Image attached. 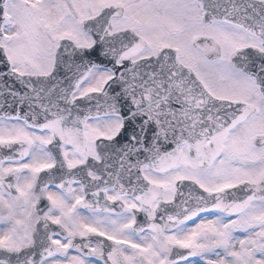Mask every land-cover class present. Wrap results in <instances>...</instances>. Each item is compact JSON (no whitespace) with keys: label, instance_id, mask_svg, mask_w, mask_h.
I'll return each instance as SVG.
<instances>
[{"label":"snow or ice","instance_id":"obj_1","mask_svg":"<svg viewBox=\"0 0 264 264\" xmlns=\"http://www.w3.org/2000/svg\"><path fill=\"white\" fill-rule=\"evenodd\" d=\"M0 264H264V0H0Z\"/></svg>","mask_w":264,"mask_h":264}]
</instances>
